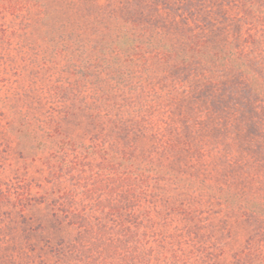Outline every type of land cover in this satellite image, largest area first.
<instances>
[{
  "label": "trees",
  "instance_id": "1",
  "mask_svg": "<svg viewBox=\"0 0 264 264\" xmlns=\"http://www.w3.org/2000/svg\"><path fill=\"white\" fill-rule=\"evenodd\" d=\"M51 1L44 20L93 4ZM91 24L85 43L77 34L53 41L55 60L83 61L80 78L50 87L53 98L72 92L59 113H18V141L37 127L59 153L110 173L107 223L104 206L94 220L79 193L61 197L77 235L64 242L65 264L110 250L112 263L96 264H264L253 235L264 237V0H108ZM75 108L96 129L92 143L59 137ZM225 214L252 232L230 256L229 231L211 223Z\"/></svg>",
  "mask_w": 264,
  "mask_h": 264
},
{
  "label": "rangeland",
  "instance_id": "2",
  "mask_svg": "<svg viewBox=\"0 0 264 264\" xmlns=\"http://www.w3.org/2000/svg\"><path fill=\"white\" fill-rule=\"evenodd\" d=\"M50 1L0 0V264L66 263L70 248L64 242L77 236L62 215L61 197L69 192L70 195L79 193L74 201L94 220L102 217L104 206V221L109 222L110 173L102 178L96 162L80 160L70 150L59 153L37 127H32L29 134L30 138L38 137L36 141L25 137L22 141L16 139L24 116L18 113L28 110L30 116L38 114V119L45 121L46 113L53 111L57 115L66 98L71 97L72 92L63 86L54 90L56 98H53L50 87L54 82L59 85L80 78L81 73L75 67L83 61L66 60L62 56L55 60L54 45L61 34L68 37L73 34L74 39L75 34L80 35L85 43L88 33L93 34L96 29L91 20L108 0H92L93 4L83 6L80 13L72 5L53 13L52 19L44 20L41 5ZM74 110L63 127L64 135L59 137L67 136V140L76 143H92L90 139L96 129L85 111ZM15 115L19 120L12 122ZM50 155L53 160L49 164ZM258 199L263 203V196ZM211 218L212 224L224 227L225 234L229 231L222 238L227 245V256L246 247L252 232L235 225V216ZM238 230L240 234L236 233ZM253 235L255 243L264 245L261 233ZM111 253L110 250L103 256L94 255L96 259L91 264L112 263ZM88 261L89 258L80 259L77 263L75 259L73 263L87 264Z\"/></svg>",
  "mask_w": 264,
  "mask_h": 264
}]
</instances>
